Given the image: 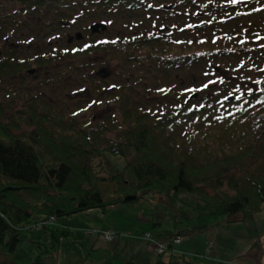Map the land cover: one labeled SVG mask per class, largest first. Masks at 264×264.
Returning a JSON list of instances; mask_svg holds the SVG:
<instances>
[{
    "label": "trees",
    "instance_id": "obj_1",
    "mask_svg": "<svg viewBox=\"0 0 264 264\" xmlns=\"http://www.w3.org/2000/svg\"><path fill=\"white\" fill-rule=\"evenodd\" d=\"M185 1L189 18L200 17V12H193L196 8L206 17L184 29L193 41L173 45V31L165 30L130 40H85L81 47L62 52L81 57L136 44L162 66L176 69L227 53L249 51L254 48L252 33L259 32L264 38V0H240L239 13L221 18V13L238 2L226 5L225 0ZM156 2L0 0V22L7 11L30 16L44 13L51 23L58 15L68 18L74 14L76 18L71 21L76 22L84 16L92 17L94 11L152 12ZM16 3L19 6L15 7ZM169 6H163L165 12L171 11ZM213 36L216 38L211 41ZM120 55L123 60L128 57L126 52ZM47 58L0 55V76L20 72L32 64L41 65ZM229 88L215 96L191 95L193 103L202 100L199 104L180 103L158 110L138 107L123 95L118 103L119 115L108 112L87 123L37 110L32 104L6 114L7 105L0 100V254L12 264H53L44 261V256L52 254L51 246L33 238L34 230L27 224L52 214L60 217L91 208L105 211L118 203L124 205V213L133 211L138 217L142 199L150 201V227H163L169 222L173 233L167 238L189 228H205L218 216L231 221L237 215L248 233L256 236L255 215L264 204V77L257 87L237 92ZM106 151L125 159L123 166L109 176L114 189L107 197L97 186V180L105 177L95 170V160ZM64 193L74 201L68 210L57 201ZM127 195L133 197L124 199ZM190 221L195 222L193 226ZM42 228L49 231L47 238L55 243L72 233L69 227ZM29 244L40 249L33 252ZM171 248L167 257L156 255L150 264H199L193 256ZM122 264H136V260L128 257Z\"/></svg>",
    "mask_w": 264,
    "mask_h": 264
},
{
    "label": "rangeland",
    "instance_id": "obj_2",
    "mask_svg": "<svg viewBox=\"0 0 264 264\" xmlns=\"http://www.w3.org/2000/svg\"><path fill=\"white\" fill-rule=\"evenodd\" d=\"M225 1L226 5L234 3L233 0ZM239 1L235 0L238 2L236 7L229 6L224 14L219 15L220 18L239 13ZM186 3L185 0H158L154 4V11L147 13L94 11L92 17L83 15L76 22L71 21L76 18L74 14L68 18L58 15L51 23L50 17L44 13L30 16L7 11L4 21L0 22V55H47L48 58L41 65L32 64V72H28L27 68L0 76V100L7 105L6 114L32 104L37 110L45 109L51 114L87 123L108 112L119 115L118 103L123 95H127L138 107L158 110L180 103L199 104L202 100L192 102V92L199 97H209L225 91L228 86L230 92L257 87L264 77V38L259 37V32L250 34L254 48L249 51L227 53L176 69L162 66L155 56L146 55V50L136 44L124 45L120 50L93 51L81 57L62 52L67 48L73 50L76 46L81 47L85 40H130L165 30L173 31V45L188 43L193 38L184 29L206 17L203 11L196 8L193 12H200V17L189 18ZM6 4L10 8L11 3L7 1ZM166 4L170 5L168 10L171 11H164ZM17 6L18 3L15 4ZM261 19L264 21V14ZM94 21H104L107 26L98 33L92 32L89 25ZM76 32H81L80 38H76ZM214 38H210L211 41ZM121 52H126L128 57L125 60L121 58ZM215 77L218 78L216 82L213 80ZM22 127L28 128V125L22 124ZM124 162L123 156L108 151L95 160V170L105 177L97 180V186L105 197L112 195L114 189L109 176L120 169ZM154 189L156 186H152ZM144 200L139 202L141 209L138 217L133 211L124 213L122 203L109 206L105 211L91 208L57 217L56 224L50 226L56 227L59 223V227H69L72 231L61 237L58 243L49 240V231L43 228L31 231V235L51 246L52 254L44 256L47 263L93 264L109 260L111 264H122L125 258L133 257L136 264H150L157 256L152 242L143 238L144 232L165 242L166 236L173 231L168 221L163 227H150L147 219L150 201ZM57 201L67 210L74 205V201L65 193ZM238 216L231 221L225 216L212 218L205 228L183 233V239L173 247L193 256L199 264H264V204L255 215L256 236L248 233L245 222ZM194 223L190 221V226ZM89 228L115 229L118 232L126 230L129 235L105 241L89 234ZM254 242L257 245H253ZM28 246L33 252L40 249L35 244ZM167 255L168 251L162 256ZM0 264L12 263L0 254Z\"/></svg>",
    "mask_w": 264,
    "mask_h": 264
},
{
    "label": "built area",
    "instance_id": "obj_3",
    "mask_svg": "<svg viewBox=\"0 0 264 264\" xmlns=\"http://www.w3.org/2000/svg\"><path fill=\"white\" fill-rule=\"evenodd\" d=\"M55 216L54 215H50L49 217L47 218H40V219H37L36 221H34L30 227L33 228V229H39L40 227L46 225V224H51V223H54L55 222ZM89 233H93V234H96L98 235L99 237L105 239V240H111L113 239L115 236L117 235H127V232L125 231H122V232H117L116 230L114 229H107V230H97V229H91L88 231ZM145 239H148L152 242V248H153V251L154 253L158 254V253H161L162 251L165 250V248L167 247V244L168 243H163V242H160L158 240H155L153 239L149 233H145L144 236H143ZM180 240V236L176 235V236H173L172 238V241H179Z\"/></svg>",
    "mask_w": 264,
    "mask_h": 264
},
{
    "label": "water",
    "instance_id": "obj_4",
    "mask_svg": "<svg viewBox=\"0 0 264 264\" xmlns=\"http://www.w3.org/2000/svg\"><path fill=\"white\" fill-rule=\"evenodd\" d=\"M89 28L92 32H99V31H102L106 28V23L103 22V21H94L92 22L90 25H89ZM81 32H76L75 33V36L76 38H80L81 37ZM70 39V38H69ZM28 72H32L33 71V68H29L27 69ZM194 95V94H193ZM133 196L131 195H127L124 197V199H130L132 198Z\"/></svg>",
    "mask_w": 264,
    "mask_h": 264
},
{
    "label": "bare ground",
    "instance_id": "obj_5",
    "mask_svg": "<svg viewBox=\"0 0 264 264\" xmlns=\"http://www.w3.org/2000/svg\"><path fill=\"white\" fill-rule=\"evenodd\" d=\"M163 243H165V244H166V243H167V241H165V242H163Z\"/></svg>",
    "mask_w": 264,
    "mask_h": 264
},
{
    "label": "snow or ice",
    "instance_id": "obj_6",
    "mask_svg": "<svg viewBox=\"0 0 264 264\" xmlns=\"http://www.w3.org/2000/svg\"><path fill=\"white\" fill-rule=\"evenodd\" d=\"M233 2H235V0H233Z\"/></svg>",
    "mask_w": 264,
    "mask_h": 264
}]
</instances>
